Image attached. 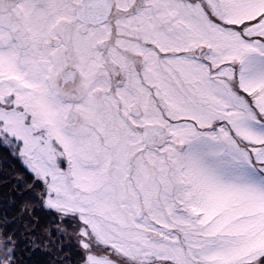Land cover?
I'll return each instance as SVG.
<instances>
[{
  "label": "snow or ice",
  "instance_id": "1",
  "mask_svg": "<svg viewBox=\"0 0 264 264\" xmlns=\"http://www.w3.org/2000/svg\"><path fill=\"white\" fill-rule=\"evenodd\" d=\"M0 264H264V0H0Z\"/></svg>",
  "mask_w": 264,
  "mask_h": 264
}]
</instances>
